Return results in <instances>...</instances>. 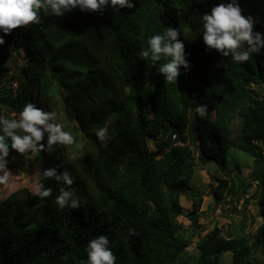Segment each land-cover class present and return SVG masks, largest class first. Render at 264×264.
Listing matches in <instances>:
<instances>
[{"label":"trees","instance_id":"16d2710c","mask_svg":"<svg viewBox=\"0 0 264 264\" xmlns=\"http://www.w3.org/2000/svg\"><path fill=\"white\" fill-rule=\"evenodd\" d=\"M227 2L135 0L132 9L106 8L101 14L77 8L62 16L41 9V23L0 32V105L20 113L37 86L43 109L52 111L58 97L91 147L78 160L64 145H54L52 152L36 150L41 182L52 194L40 199L22 187L0 200V264H79L87 259L88 241L101 234L109 238L116 264H224L226 252L231 264H264L253 256L261 247L264 257V95L251 89L263 90L264 52L235 63L207 49L202 37V16ZM238 3L242 15L254 18L253 30L264 33V0ZM168 26L178 29L190 62L177 84L158 71L165 59L152 65L141 57L148 38ZM8 53L24 58L20 66L14 59L19 67L14 78L3 73ZM12 80L16 90L8 87ZM204 104L200 116L195 109ZM236 111L242 122L231 139L227 120ZM111 120L109 139L102 143L95 132ZM46 139L45 134V145ZM229 147L254 159L250 178L256 182L262 225L252 244L240 232L225 237L215 226L197 242L198 253L190 255L177 220L184 214L180 196H193L187 215L196 223L202 198L192 192L191 180L197 164L214 161L225 170ZM17 154L10 148L8 169L22 165L21 154L11 161ZM52 167L74 178L70 189L79 208L56 205L60 188L69 186L44 177ZM214 178L217 202L252 185H243L237 175V184Z\"/></svg>","mask_w":264,"mask_h":264},{"label":"clouds","instance_id":"9594fccd","mask_svg":"<svg viewBox=\"0 0 264 264\" xmlns=\"http://www.w3.org/2000/svg\"><path fill=\"white\" fill-rule=\"evenodd\" d=\"M135 0H0V32L9 34L20 26L41 23L39 10L62 16L79 8L81 11H95L103 13L106 8L119 11L121 8L132 9ZM255 20L251 16L242 15L238 0H228L211 8L210 12L202 16V37L207 49L217 50L223 57H230L235 63L247 62L251 54L264 52V33L254 31ZM179 31L173 27H166L162 34H155L148 38L147 48L141 52V57L156 65L162 59L166 62L158 67L165 81L177 84L181 73L190 69V62L186 59L185 45L178 38ZM4 37L0 35V45ZM246 45V49L243 46ZM206 105H198L196 113L203 116ZM47 136L46 145L40 143ZM100 142L109 139V129L100 127L95 132ZM74 142L72 134L65 130L62 123L57 122V113L45 111L34 103H26L18 118H8L0 114V185L11 181L13 174L8 169L10 148L19 154L46 150L52 152L54 145H70ZM46 178H54L69 188L61 187L55 203L60 209L66 206L71 209L80 207V201L75 197L70 186L74 178L68 171L58 172L55 167L43 171ZM34 194L40 199L52 194L50 187L37 183ZM134 234L133 230H129ZM87 259L79 264H116V255L110 247L109 238L98 235L88 241L85 248Z\"/></svg>","mask_w":264,"mask_h":264},{"label":"rangeland","instance_id":"374dc122","mask_svg":"<svg viewBox=\"0 0 264 264\" xmlns=\"http://www.w3.org/2000/svg\"><path fill=\"white\" fill-rule=\"evenodd\" d=\"M14 54L8 53L5 58V68L3 73H7L8 76H13V72L17 71L19 67H16L15 60L17 58V64L20 66L24 62L23 55H19L13 58ZM15 76H13L14 78ZM11 90H16L18 83L16 80H12L8 86ZM259 87L252 85L251 89L258 92L259 95H264V85ZM32 97L30 102L34 103L37 107L44 108L45 100L38 95L37 86H33ZM52 111L57 113V122L64 124L65 130L70 132L74 137V142L70 145H64L66 153L73 160H78L80 157L87 155L91 151V147L87 140L82 139V135L75 127L74 122L70 121L63 111V107L60 105L59 98L53 99L51 104ZM0 114L8 116L10 118H18L19 113H16L9 108L0 105ZM242 118L236 112H232L227 120V126L230 133V138L235 139L240 132V125ZM112 120L109 121L106 127L110 131ZM44 143L45 141H41ZM264 151V144H261ZM35 152H29L21 154L23 159L22 165H15L10 172L13 174L9 183L0 185V200L5 199L10 193L16 191L19 188L27 187L34 193V188L37 183L41 182V170L42 163L35 158ZM19 154L11 157V161L17 160ZM227 158L226 169H220L217 167L214 161L201 164L198 163L195 169V174L191 180L192 192L200 194L202 203L197 214V222L193 223L188 219V213L191 209V200L193 196L191 193L182 194L180 196V203L183 207L184 214L177 217V220L182 224L183 230L180 231L188 242L186 252L190 255H196L198 253L196 244L200 239L215 226L221 228L222 234L225 237L234 236L237 232H240L245 238L250 240V244L254 241V235L258 228L262 225V218L259 215L256 192V182H251L250 176L253 172V157L247 153L229 147L225 152ZM234 175H237L243 185H246L248 181L251 182V187H243L232 195V197L222 196L218 202L215 200L212 192L216 189L217 180L216 176L220 179L229 178L234 179ZM248 189L245 193V189ZM190 192V191H189ZM262 248L258 250L253 249V256L260 262L264 263V257L260 256ZM221 261L224 264H231V255L226 252L221 256Z\"/></svg>","mask_w":264,"mask_h":264}]
</instances>
